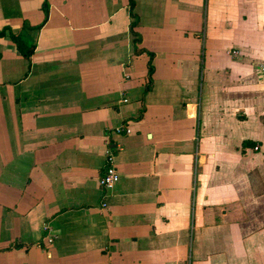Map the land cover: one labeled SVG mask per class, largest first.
Instances as JSON below:
<instances>
[{
  "label": "crops",
  "instance_id": "crops-1",
  "mask_svg": "<svg viewBox=\"0 0 264 264\" xmlns=\"http://www.w3.org/2000/svg\"><path fill=\"white\" fill-rule=\"evenodd\" d=\"M134 4L0 0V264H264V0Z\"/></svg>",
  "mask_w": 264,
  "mask_h": 264
},
{
  "label": "built area",
  "instance_id": "built-area-1",
  "mask_svg": "<svg viewBox=\"0 0 264 264\" xmlns=\"http://www.w3.org/2000/svg\"><path fill=\"white\" fill-rule=\"evenodd\" d=\"M227 52L231 55H237L239 53L237 50H228ZM260 69L264 72V65H261ZM112 132L115 134H129L131 132V128L124 123L118 124L114 127ZM105 145V161L102 173L99 178V186L106 195V193L111 190L114 187L115 183L119 180V173L115 164L117 150L110 148L109 138L107 137L105 140ZM102 205L106 206V202L104 201ZM43 229L47 233V241L51 243L53 239L48 235V225L44 224Z\"/></svg>",
  "mask_w": 264,
  "mask_h": 264
},
{
  "label": "trees",
  "instance_id": "trees-1",
  "mask_svg": "<svg viewBox=\"0 0 264 264\" xmlns=\"http://www.w3.org/2000/svg\"><path fill=\"white\" fill-rule=\"evenodd\" d=\"M134 5H135L134 4V0H129L130 16L134 18V20L130 23V27L132 29V32L135 33V31H133V28L138 23L137 22L138 20H137L136 14L134 12ZM23 36L26 37L28 35L24 34V33L11 34V38L15 42V44H16L18 50L21 52V54L26 56V57H29L31 55V53L33 52L34 44L31 41V44L27 45ZM134 43L135 44L138 43V39L134 40ZM143 51H144V49L135 46V53H140V52H143ZM148 54L150 55V57H152V53H148ZM149 72L151 74V69H149ZM149 81H151V76L150 75H149ZM254 149H257V146H255Z\"/></svg>",
  "mask_w": 264,
  "mask_h": 264
},
{
  "label": "rangeland",
  "instance_id": "rangeland-1",
  "mask_svg": "<svg viewBox=\"0 0 264 264\" xmlns=\"http://www.w3.org/2000/svg\"><path fill=\"white\" fill-rule=\"evenodd\" d=\"M198 26H199V29H198V32H199V33H200V32H201V33L205 32V30H206V28H207V24H206V23H203V24H202V23H201V24L199 23ZM193 30L195 31L196 29H193Z\"/></svg>",
  "mask_w": 264,
  "mask_h": 264
}]
</instances>
